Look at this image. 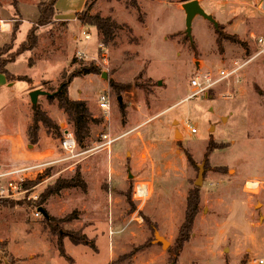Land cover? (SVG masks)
Instances as JSON below:
<instances>
[{
	"label": "rangeland",
	"instance_id": "1",
	"mask_svg": "<svg viewBox=\"0 0 264 264\" xmlns=\"http://www.w3.org/2000/svg\"><path fill=\"white\" fill-rule=\"evenodd\" d=\"M43 1L48 0H0V29L10 24L0 30L10 34L4 43L0 39L1 62L14 60L22 43L28 46L29 31L36 37L32 49L8 67L18 74L10 81L13 92L0 102V188L16 183L0 194V264H258L255 260L264 259V183L246 187V181L264 180L261 0H136L138 8L130 0H87L78 14L82 0H56L55 15L65 18L67 27L54 19L37 24L34 10ZM189 1H199L213 19L195 13L188 28ZM83 10L117 23L112 41L101 45L96 28L81 19ZM216 26L226 37L221 49ZM72 61L101 69L74 76L67 89L99 122L90 123L78 155L67 159L60 140L73 125L49 96L63 75L78 67ZM234 61L240 67L228 80L190 95L193 75L231 68ZM35 89L45 93L34 105L29 92ZM102 94L109 95L108 113L98 104ZM32 106L57 128L40 123L30 130ZM187 119L195 133L185 128ZM105 134L110 145L103 144ZM39 164L20 180L21 174L11 172ZM78 173L84 187L75 179ZM137 184L147 186L142 198L136 196ZM193 186L200 189L199 210L187 242L170 260L168 249L174 247ZM156 234L167 244L162 246ZM71 235L84 242H73Z\"/></svg>",
	"mask_w": 264,
	"mask_h": 264
},
{
	"label": "trees",
	"instance_id": "2",
	"mask_svg": "<svg viewBox=\"0 0 264 264\" xmlns=\"http://www.w3.org/2000/svg\"><path fill=\"white\" fill-rule=\"evenodd\" d=\"M55 1L56 0H48L46 2L43 1L38 3V12H39L37 19L38 25H46L47 23H49L54 19ZM183 1H188V0H183ZM130 2L134 5V7L138 8V4L136 0H130ZM86 5H87V0L85 2V6ZM88 13L89 12H87L86 10H83L81 14V19L85 23L93 25L98 31L99 35L101 36L100 38L101 45H107L114 38V33L118 28L117 23L110 16H102L100 14H88ZM215 33H216L217 45L219 49H221V42L226 37L223 36L218 26H216L215 28ZM228 39H231L232 41L239 40L236 38V36H230L228 37ZM26 40L28 42V46L22 43L19 52H17L16 54V58L20 54H22V52L29 51L30 49H32V47L36 44V37L34 33L32 34V31L28 32ZM15 59L6 62H4V60L1 62L0 60V72L3 73L7 78V80L9 81L13 79L14 75L7 70L6 65L9 62L15 61ZM30 62L31 60H29V65H31ZM75 63H76L75 61H72V64ZM76 64L78 67H76L72 71V73L68 75V77L63 75L60 85L56 88L55 92H53V94L50 95L49 97L50 99H53V101L54 99H56L57 105L59 106L60 109L63 110V112L67 115L68 120L73 125V131L75 133V137L78 144L82 145L85 139L87 138V136L89 135L90 123L91 122L97 123L99 121L94 119L93 115L87 108L85 101L69 98L67 93L68 83H70L71 79H73L74 76H79L81 74H89V73L97 74L100 73L101 69L97 65H94L93 62H88V63L81 62V64L78 62ZM29 80L30 78H28V80L25 81L29 82ZM32 107L34 109V112L32 117V124L29 126L30 130L32 129L37 130L40 123L46 127L57 128L54 121L50 119L49 116H47L44 111H42L38 106H32ZM211 147H213L211 142L207 143L204 153L205 158L207 159H208L207 154L210 151ZM186 157L192 165H195L190 154H186ZM205 166L206 167L208 166L206 161H205ZM75 179L77 180L79 186L81 187L85 186L84 181L79 177V173L75 176ZM199 204H200V189L196 186L190 187L187 191L183 219L173 244L174 247L168 249V253L170 254L168 258L170 260H173L171 258V254L175 253L176 250L177 251L180 250V247L184 246L185 243L187 242L189 238L190 230L192 229L194 218L199 210ZM51 228L54 229V227ZM71 240L75 243L84 242L82 240V237H79L78 235H71ZM6 264H14V262H12L11 260H7Z\"/></svg>",
	"mask_w": 264,
	"mask_h": 264
},
{
	"label": "built area",
	"instance_id": "3",
	"mask_svg": "<svg viewBox=\"0 0 264 264\" xmlns=\"http://www.w3.org/2000/svg\"><path fill=\"white\" fill-rule=\"evenodd\" d=\"M259 8L264 11V0H261L259 3ZM5 25V24H4ZM84 37L88 39L90 36L89 34H84ZM81 55V54H80ZM104 55V54H102ZM105 60V58H103ZM240 67V64L237 61H234L233 67L231 68H219L216 72H212L211 70L203 71L202 74H195L193 75L189 80V85L191 87V93L190 95H194L200 91L207 90L211 88L217 81L221 79H229V76L237 71V69ZM230 93L227 92V95ZM99 106L102 110H104L105 113H108V110L110 109V99L108 94H102L99 97ZM185 128L190 133H195L196 128L192 125L190 120L184 121ZM104 137V146L110 145V143L113 141L107 134L103 135ZM61 148L65 154V157L67 159L74 158L78 155V142L75 137V133L71 128L65 127L62 138L60 140ZM39 165L34 166H27V167H21L18 169H15L11 171L12 173L21 174L18 177V179H23L25 177H22V175L29 176L28 174L30 171L34 168H37ZM2 176V174L0 175ZM261 183H264L263 181L254 180V181H246V187L249 189H256ZM144 186V188H143ZM16 187L15 181H9L7 186H2L0 188V194L7 192L9 189ZM136 196L139 198L144 197L147 194V186L146 184H137L135 188ZM258 264H264V259H258L255 260Z\"/></svg>",
	"mask_w": 264,
	"mask_h": 264
},
{
	"label": "crops",
	"instance_id": "4",
	"mask_svg": "<svg viewBox=\"0 0 264 264\" xmlns=\"http://www.w3.org/2000/svg\"><path fill=\"white\" fill-rule=\"evenodd\" d=\"M83 1H84V3H83ZM85 2H86V0H82V7L81 8H79V10H77V14H78V12H80L81 10H82V8H83V4H84V6H85ZM197 4H198V6H199V1L197 2ZM200 7V6H199ZM35 12H36V14H37V16H38V10H37V8H35V10H34ZM196 13V12H195ZM194 13V14H195ZM210 13H213V12H210ZM77 14H75L76 15V17H73L72 18V20L74 21V22H77L78 20H77ZM194 14L192 15V17L194 16ZM199 14V13H198ZM201 15V14H200ZM211 15V14H210ZM203 16V15H202ZM212 16V15H211ZM211 16H208V15H206V16H203V17H205V18H207V19H213ZM65 18H62V17H60L59 15H55L54 16V20L55 21H57V22H65V26L67 27V21L66 20H64ZM210 19V20H211ZM225 19H227V18H225ZM24 21V20H23ZM221 23L222 22H225V21H220ZM3 25V24H2ZM6 26V30L3 28V29H0V30H5V31H7L8 29H9V27H10V24H8V23H6L5 24ZM0 27H1V25H0ZM227 28L229 29V25H227ZM229 31H231V32H233L232 30H230L229 29ZM18 33L19 32H17V34H16V38H17V40H18ZM68 33V32H67ZM0 34H2V36L0 37V39H3V38H5V40L3 41V43L5 42V41H7L9 38H10V34H8V33H1L0 32ZM24 37H25V35L23 34V38L21 39V41H23L24 40ZM73 37H75V36H73ZM67 38H68V43H71L72 42V38L71 37H68L67 36ZM90 38V37H89ZM88 38V39H89ZM79 53H82V54H84L83 52H79ZM16 60L17 59H15V61H13V62H11V63H8L7 65H6V68H7V70L11 73V74H18L17 72H11L10 70H9V66L11 65V64H15V62H16ZM233 60V59H232ZM15 84V82L13 81V82H10L9 80H7V78L5 77V75L3 74V73H1L0 72V102L2 101V100H4V99H6L8 96H9V94H11L12 92H13V90H12V86ZM190 87V86H189ZM191 88V87H190ZM231 89V88H230ZM192 90V89H191Z\"/></svg>",
	"mask_w": 264,
	"mask_h": 264
},
{
	"label": "water",
	"instance_id": "5",
	"mask_svg": "<svg viewBox=\"0 0 264 264\" xmlns=\"http://www.w3.org/2000/svg\"><path fill=\"white\" fill-rule=\"evenodd\" d=\"M185 9L187 10L186 24H187L188 28H190L191 17L195 12L199 13L203 16H206V14L203 12V10L198 6L197 2H195V1H189V2L185 3ZM44 93H45L44 91H40L38 89L30 91L29 97H30V101L32 102V104L35 105V103L37 102V95L38 94H44ZM156 238H158V240L161 241L162 246L167 244V241L163 237H161L160 235L156 234Z\"/></svg>",
	"mask_w": 264,
	"mask_h": 264
},
{
	"label": "bare ground",
	"instance_id": "6",
	"mask_svg": "<svg viewBox=\"0 0 264 264\" xmlns=\"http://www.w3.org/2000/svg\"><path fill=\"white\" fill-rule=\"evenodd\" d=\"M143 188H144V186H143Z\"/></svg>",
	"mask_w": 264,
	"mask_h": 264
}]
</instances>
